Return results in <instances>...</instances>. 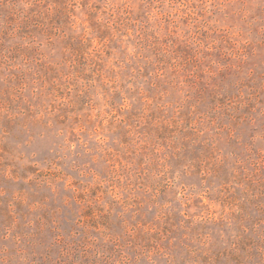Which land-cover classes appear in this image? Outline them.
<instances>
[{"label": "rangeland", "instance_id": "rangeland-1", "mask_svg": "<svg viewBox=\"0 0 264 264\" xmlns=\"http://www.w3.org/2000/svg\"><path fill=\"white\" fill-rule=\"evenodd\" d=\"M0 264H264V0H0Z\"/></svg>", "mask_w": 264, "mask_h": 264}]
</instances>
